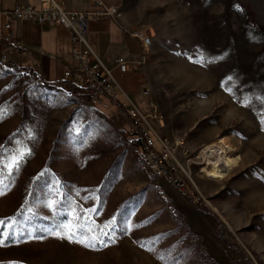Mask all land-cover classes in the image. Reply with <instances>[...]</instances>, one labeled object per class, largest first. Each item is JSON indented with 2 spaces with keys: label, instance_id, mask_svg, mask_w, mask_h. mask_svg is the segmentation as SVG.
<instances>
[{
  "label": "rangeland",
  "instance_id": "obj_1",
  "mask_svg": "<svg viewBox=\"0 0 264 264\" xmlns=\"http://www.w3.org/2000/svg\"><path fill=\"white\" fill-rule=\"evenodd\" d=\"M102 1L126 28L152 32L148 62L120 82L143 113L157 106L160 134L184 138L177 157L191 179L179 188L148 174L116 105L95 108L63 82H44L27 58L8 56L0 264H264V0ZM68 83L83 91L81 75ZM218 143L239 161L210 179L202 152ZM29 203L26 230L16 216ZM118 221L126 235L95 249ZM39 223L51 225L33 234ZM11 233L25 238L5 245Z\"/></svg>",
  "mask_w": 264,
  "mask_h": 264
},
{
  "label": "built area",
  "instance_id": "obj_2",
  "mask_svg": "<svg viewBox=\"0 0 264 264\" xmlns=\"http://www.w3.org/2000/svg\"><path fill=\"white\" fill-rule=\"evenodd\" d=\"M39 1L41 3L39 9L31 5H17L9 10L0 9L2 18L0 43L8 46L14 42L15 22H36L69 29L73 42L72 56L76 65L66 67L65 78L68 80L74 74H78L82 76L84 82L83 91L72 89V94L75 97L86 96L95 108L107 104L116 105L131 121L136 131L134 145L141 150L140 160L143 169L169 185L186 187L187 180L191 178L177 157V149L184 147V138L180 136L171 141L160 134L158 129L162 128L163 119L158 113L157 106L151 103V113H143L120 82L121 78L133 71L134 66L141 69L148 62L154 45L152 32L147 29L131 31V36L139 39L141 43L139 60L131 63L125 57H120L116 67L110 68L96 55L89 43V20L104 17L117 19L121 13L116 8L107 7L102 0H94L98 10L88 13L68 10L64 0ZM0 61L8 62L6 53H3Z\"/></svg>",
  "mask_w": 264,
  "mask_h": 264
},
{
  "label": "crops",
  "instance_id": "obj_3",
  "mask_svg": "<svg viewBox=\"0 0 264 264\" xmlns=\"http://www.w3.org/2000/svg\"><path fill=\"white\" fill-rule=\"evenodd\" d=\"M64 2L70 11L89 13L98 10L94 0H64ZM17 5H31L38 9L41 7L39 0H0L1 10L13 9ZM106 6L113 5L106 3ZM1 24L2 18L0 17V27ZM133 30L136 31L132 26L126 28L118 19L104 17L96 20L90 18L88 40L96 55L108 67L114 68L120 57H125L131 63L140 58L141 43L139 39L131 36L130 31ZM13 36L12 44L6 46L0 43V59L3 53H6L7 57L17 60L18 58H27L37 67L44 82L55 79L56 84L63 82L66 84L65 86L69 87L76 85L68 83L71 78L68 80L65 78L66 67L76 65L72 56L73 42L69 29L36 22H15ZM132 53H140V55L131 58ZM58 79L60 81L57 82ZM129 79L131 77L126 78L125 76L122 81H129Z\"/></svg>",
  "mask_w": 264,
  "mask_h": 264
},
{
  "label": "trees",
  "instance_id": "obj_4",
  "mask_svg": "<svg viewBox=\"0 0 264 264\" xmlns=\"http://www.w3.org/2000/svg\"><path fill=\"white\" fill-rule=\"evenodd\" d=\"M74 87L76 86V85H73ZM73 86H71V89H73ZM77 88V87H76ZM30 202H31V200H30ZM25 203V202H24ZM129 203V201H127L125 204H124V206L122 207V210L120 211L121 213H120V215H119V218H118V220H121V217L122 216H124V212H125V210H124V208L126 207V205ZM63 207H64V205L62 204L60 207H57L56 208V211L58 210V217L56 218L57 220H58V222H65V220H63V218H61V214H63L64 212V210L65 209H63ZM32 211H31V203H29V204H26V205H24L23 206V210L22 211H20L19 212V214H18V216H16L18 219H20L22 222H24V227L26 228V230H28V227L30 226L29 224H27V220L26 221H24V217H25V215L27 214V215H31L30 213H31ZM33 213V212H32ZM32 218H33V215H32ZM65 218L67 219L68 218V213H66L65 214ZM49 225H51V224H44V225H41L40 223L39 224H37V225H35V226H32L31 227V230H32V233L33 234H39L40 233V231L42 230V229H45V228H50L49 227ZM3 231V230H2ZM79 234L80 235H84L83 234V228L81 229V230H79ZM113 234H115V236H116V239H121L122 237H124L125 235H126V233L125 232H122V230L120 229V227H119V221L118 222H116V224H114L113 225V227H112V230L111 231H109V232H107V234L105 235V236H103V237H101L102 239L100 240V241H94L95 242V249H97V250H100V249H103L104 248V246L106 245V243L108 242V241H110L111 239H113L112 238V235ZM12 236V233L10 234V235H8L7 236V238H9V239H7L6 240V242H5V245H12V243H16L17 241L18 242H22V240L25 238L24 236H22V237H19V239H15L14 237H11ZM0 238H1V233H0ZM149 239H152V238H149ZM152 241V240H151ZM113 242V241H112ZM111 243V242H110ZM143 247L144 248H146V246L145 245H143Z\"/></svg>",
  "mask_w": 264,
  "mask_h": 264
},
{
  "label": "bare ground",
  "instance_id": "obj_5",
  "mask_svg": "<svg viewBox=\"0 0 264 264\" xmlns=\"http://www.w3.org/2000/svg\"><path fill=\"white\" fill-rule=\"evenodd\" d=\"M225 139L219 143L224 142ZM218 144H212L203 150L202 154L206 158L209 168L203 169L202 172L210 179H223L238 165L239 158L231 157L228 148H224ZM225 143V142H224Z\"/></svg>",
  "mask_w": 264,
  "mask_h": 264
},
{
  "label": "snow or ice",
  "instance_id": "obj_6",
  "mask_svg": "<svg viewBox=\"0 0 264 264\" xmlns=\"http://www.w3.org/2000/svg\"><path fill=\"white\" fill-rule=\"evenodd\" d=\"M0 223H2V222H0ZM72 235H74V233L69 232L68 238L71 239Z\"/></svg>",
  "mask_w": 264,
  "mask_h": 264
},
{
  "label": "water",
  "instance_id": "obj_7",
  "mask_svg": "<svg viewBox=\"0 0 264 264\" xmlns=\"http://www.w3.org/2000/svg\"><path fill=\"white\" fill-rule=\"evenodd\" d=\"M145 92L147 93V92H148V90H147V89H145Z\"/></svg>",
  "mask_w": 264,
  "mask_h": 264
}]
</instances>
